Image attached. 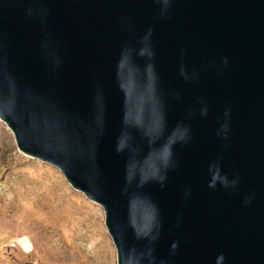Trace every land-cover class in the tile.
<instances>
[{
  "label": "water",
  "instance_id": "95a60500",
  "mask_svg": "<svg viewBox=\"0 0 264 264\" xmlns=\"http://www.w3.org/2000/svg\"><path fill=\"white\" fill-rule=\"evenodd\" d=\"M0 119L118 264H264V0H0Z\"/></svg>",
  "mask_w": 264,
  "mask_h": 264
},
{
  "label": "rangeland",
  "instance_id": "374dc122",
  "mask_svg": "<svg viewBox=\"0 0 264 264\" xmlns=\"http://www.w3.org/2000/svg\"><path fill=\"white\" fill-rule=\"evenodd\" d=\"M12 241L17 249L4 255ZM0 264H118L103 206L58 167L22 152L1 119Z\"/></svg>",
  "mask_w": 264,
  "mask_h": 264
},
{
  "label": "clouds",
  "instance_id": "9594fccd",
  "mask_svg": "<svg viewBox=\"0 0 264 264\" xmlns=\"http://www.w3.org/2000/svg\"><path fill=\"white\" fill-rule=\"evenodd\" d=\"M184 139V133L182 132H178L176 135H174L172 137V143L177 142L178 140H182ZM171 158V149L170 147H166L163 151V153L161 154V160L163 161L164 165L167 166V164L169 163ZM160 180H163L164 177H159Z\"/></svg>",
  "mask_w": 264,
  "mask_h": 264
},
{
  "label": "built area",
  "instance_id": "2783aa9c",
  "mask_svg": "<svg viewBox=\"0 0 264 264\" xmlns=\"http://www.w3.org/2000/svg\"><path fill=\"white\" fill-rule=\"evenodd\" d=\"M18 247V242L16 241H12L8 244V248L4 251V255H13V252H15V250L17 249Z\"/></svg>",
  "mask_w": 264,
  "mask_h": 264
},
{
  "label": "bare ground",
  "instance_id": "6f19581e",
  "mask_svg": "<svg viewBox=\"0 0 264 264\" xmlns=\"http://www.w3.org/2000/svg\"><path fill=\"white\" fill-rule=\"evenodd\" d=\"M22 240H23V242H24V246H25V248H29V247H31V244H30V242L28 241V239H26V238H22ZM22 242V243H23Z\"/></svg>",
  "mask_w": 264,
  "mask_h": 264
}]
</instances>
